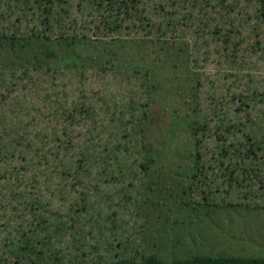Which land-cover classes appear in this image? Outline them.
Here are the masks:
<instances>
[{
  "label": "rangeland",
  "instance_id": "rangeland-1",
  "mask_svg": "<svg viewBox=\"0 0 264 264\" xmlns=\"http://www.w3.org/2000/svg\"><path fill=\"white\" fill-rule=\"evenodd\" d=\"M218 1L211 7L207 0H141L143 16L119 14L117 24L124 37L164 34L188 42L191 67L199 73L200 104L214 122L211 140L220 128V138L231 141L228 122H216L225 110L229 118L247 117L264 136V103L246 113L239 102L253 88L264 98L262 6L255 0ZM47 5V0H0V35L115 34L105 24L110 13L92 0ZM145 58L141 64L149 67L153 58ZM1 63L0 57V150L32 160L27 170L0 161V264L264 256V189L259 184L230 188L228 179L212 172L206 184L198 182L183 194L187 178L168 148L157 171L147 176L142 147L149 140L168 147L170 119L158 107L150 111L141 74L43 64L5 69ZM149 111L154 113L150 121ZM81 155L89 157L93 169L86 176L74 171L75 176L63 178L61 173ZM14 167L20 174L14 175ZM210 192V204L241 208L204 209L203 197Z\"/></svg>",
  "mask_w": 264,
  "mask_h": 264
},
{
  "label": "trees",
  "instance_id": "trees-1",
  "mask_svg": "<svg viewBox=\"0 0 264 264\" xmlns=\"http://www.w3.org/2000/svg\"><path fill=\"white\" fill-rule=\"evenodd\" d=\"M48 9L56 3L62 4L66 0H47ZM96 7H102L109 12L110 21L115 34L111 37L89 35L59 34L48 35L45 32H33L32 34L0 35V57L3 67L12 69L21 65L43 64L59 69L86 71L92 67H112L116 70H133L142 75L146 81L148 98L151 103L150 111L158 107L168 112L170 126L166 130L168 147L163 141L154 140L143 145L141 151L142 167L149 177L163 160V149H170L172 160L178 164L187 178L188 187L183 188V194L198 182L207 183L210 173L220 172V176L228 179L229 187L233 184L242 187L245 183H257L264 189V136L258 134L256 127L246 118L234 116L229 118V110H225L216 122L227 121L226 131L231 141L220 138V128L216 131L217 138L211 140L213 119L210 113L202 108L199 100L200 80L199 73L191 67L190 46L183 39H169L166 35L158 37H124L119 29L118 15H130V18L139 20L141 12V0H92ZM213 1V2H212ZM262 6L260 17L264 19V0H255ZM207 5L213 7L218 0H207ZM212 2V3H211ZM92 4V3H91ZM93 5V4H92ZM42 3L39 4V7ZM45 6L44 10L48 11ZM162 12L166 10L162 7ZM118 12V13H117ZM170 15V13H168ZM167 16V14H166ZM151 21L148 19L147 23ZM111 29V28H110ZM112 32V30H111ZM139 50L140 52H136ZM137 56V57H136ZM152 57L149 67L141 64ZM135 57L138 61L135 60ZM142 61V62H140ZM253 88L244 99L239 98L242 108L246 113L254 111L252 107L264 103V98ZM241 108L239 109V111ZM146 113L147 120L152 119L154 113ZM150 115V116H149ZM219 136V137H218ZM30 150V148H27ZM17 162L22 170L30 166L31 157L0 150V161L7 164ZM71 166L62 174L63 178L73 177L78 173L88 175L93 169L94 163L84 155L73 158ZM110 165V169L115 168ZM14 175L20 174V169L14 167ZM75 171V175L72 172ZM240 174V177L237 176ZM85 175V176H86ZM37 176L33 181H37ZM18 177V175L16 176ZM201 180V181H200ZM203 190V189H202ZM219 188H217V192ZM210 194L204 195V204L201 207L207 210L237 209L241 205L220 206L210 204ZM196 210L197 207H193ZM249 209V207H246ZM101 264V263H93ZM120 264H264V256H234L221 253L219 255L194 254L184 259L165 261L156 255L146 256L140 263L126 261Z\"/></svg>",
  "mask_w": 264,
  "mask_h": 264
}]
</instances>
